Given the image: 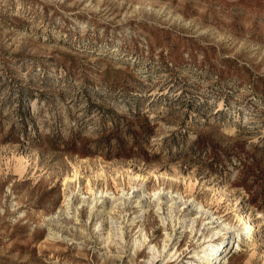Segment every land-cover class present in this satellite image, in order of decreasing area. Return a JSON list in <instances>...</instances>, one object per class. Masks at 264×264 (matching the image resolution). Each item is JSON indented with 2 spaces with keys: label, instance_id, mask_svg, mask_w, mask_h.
<instances>
[{
  "label": "rangeland",
  "instance_id": "1",
  "mask_svg": "<svg viewBox=\"0 0 264 264\" xmlns=\"http://www.w3.org/2000/svg\"><path fill=\"white\" fill-rule=\"evenodd\" d=\"M142 190L178 203L131 224ZM198 204L236 226L223 264H264V0H0V264H147L141 227L186 264Z\"/></svg>",
  "mask_w": 264,
  "mask_h": 264
},
{
  "label": "bare ground",
  "instance_id": "2",
  "mask_svg": "<svg viewBox=\"0 0 264 264\" xmlns=\"http://www.w3.org/2000/svg\"><path fill=\"white\" fill-rule=\"evenodd\" d=\"M87 189H90L89 190L90 192L93 191L90 186H88ZM215 190L221 193L224 192L223 189H219L217 187ZM146 192L145 190H142L139 194L134 195V201H135L136 206L138 207V210L140 211V214H137L136 216H134V218L132 219V222H130L131 224L134 223V219L139 218L141 215H143L146 212V209L149 206L147 202L153 201L154 205L158 207L157 209H161L162 204L166 203L168 205L167 209L169 210H173L174 206H176L178 203L175 200V198H172V195H170V197L169 196L162 197V195H160V192H154L150 195H148ZM125 199H126V195L124 193H122V195L120 196H116V195H113L108 190H106V191H101V193L98 196L94 197L90 203L87 201L89 205L90 215L92 211L94 210V208H96V210L98 211L99 213L98 216L101 218V220L100 221L98 220V224L96 225L95 228L101 231V234H100L101 238H104V241L108 243H111V242L117 243L115 240H119V239L122 241L125 240L124 232H123L124 229L122 226H120L121 224L120 225L119 223L116 224L117 221L113 215V212L115 211L117 205L123 204ZM82 201L85 202V200H82ZM183 203L186 204L187 201L184 200ZM196 210H197L196 216L193 218H186L184 220V224L180 226L182 229L180 230V232L176 233V235L178 234L179 236V235L184 234L188 228H191V231H193L194 223L197 222L198 217L201 218L202 224L205 227L207 226L206 229H208L209 232L208 234H205V232H202V235H204L203 238L201 239V237H199L196 240L195 242L196 246L193 248V251L191 250L188 252L189 254L191 253V255L189 256V259H187L186 264H223L225 262V258L227 255V247L230 243V241H226L225 239L229 237L228 233L232 231L235 225L231 224L230 222H224V221L218 223L220 219L216 221V219H214V214L206 210L201 204L197 205ZM106 215H108V217ZM236 216H237V219L240 225L244 226L243 229L237 228L238 233H242L244 236L246 235V237L250 241L252 239L251 235L256 233L254 223L251 221L249 216L245 215L242 211L236 213ZM104 219H109V228L106 233L102 232L104 229ZM172 231L175 232V229ZM138 232L140 233L137 236H134L132 239L133 253L135 254L137 250H140L143 247H146L148 250V254H149L147 264H155V261L159 257H162V256H163L162 260L166 259V262L173 261L174 258L177 256L178 247L176 246L178 242L174 243V240L172 239L173 234H170L169 232L166 231V235L162 242L163 245L161 247V246H158L156 243H151L150 238L148 237L147 232L145 231L143 227H141ZM117 244H119V242ZM232 246L234 247V244ZM180 264H183V263H180Z\"/></svg>",
  "mask_w": 264,
  "mask_h": 264
}]
</instances>
